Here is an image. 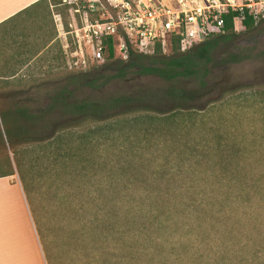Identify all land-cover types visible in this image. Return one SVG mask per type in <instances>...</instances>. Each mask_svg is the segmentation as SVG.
I'll return each instance as SVG.
<instances>
[{"label": "trees", "instance_id": "16d2710c", "mask_svg": "<svg viewBox=\"0 0 264 264\" xmlns=\"http://www.w3.org/2000/svg\"><path fill=\"white\" fill-rule=\"evenodd\" d=\"M49 2L0 21V59L12 64L0 79L19 85L4 92L0 123L46 264H264V91L251 111L222 96L203 101L211 67L243 58L210 56L231 17L184 51L176 37L166 55L158 43L147 54L125 41L111 74L67 71L58 48L48 57L63 66L54 79L28 72L21 82L18 66L46 58L57 40L43 31ZM253 24L244 16L240 26ZM127 71L163 85L77 94Z\"/></svg>", "mask_w": 264, "mask_h": 264}, {"label": "rangeland", "instance_id": "374dc122", "mask_svg": "<svg viewBox=\"0 0 264 264\" xmlns=\"http://www.w3.org/2000/svg\"><path fill=\"white\" fill-rule=\"evenodd\" d=\"M60 0H50L48 4V13L43 25V31L49 33L47 30L54 29L55 31V42L47 43L43 47L40 56L46 55V58L40 60L29 61L26 65L18 66L19 70L25 74L21 82H27L29 76L26 73L31 72L32 77L38 78L39 81H48L54 79L59 71L63 68L55 67L58 65V61L50 60L48 57L56 52L59 48L61 54H63V61L61 65L66 66V70L70 72H85L90 74L92 71L99 73L100 75L113 73L112 68L114 67L116 60H124L125 56L121 54L115 48L114 56L110 59H105V55L99 59H93L90 54L85 57V64L81 66H74L72 64L73 59L76 57L75 46L73 40L69 34L64 33L66 30V22L72 18L67 10L60 6L58 3ZM42 11L39 10L37 13L39 16L42 15ZM58 12L60 16V25L54 19L53 15ZM27 20V19H25ZM118 36L115 38L116 42H121L126 38V33L122 25H117ZM38 30L34 31V35L40 36ZM214 36V35H213ZM46 37V36H44ZM40 39H37V47L41 44ZM129 39V37H128ZM197 42H191L186 44L185 47L180 49L181 51L186 50L189 46L196 44ZM1 44V41H0ZM168 46L161 48V53L168 54ZM147 54L151 51L145 52ZM234 53L235 55L242 56L243 58L239 61L228 63L226 67H211V75L208 78L210 83H213L214 89L208 95L203 98V101H209L212 103L218 98H227L229 102L234 105H244L249 111L253 109L255 100H258L257 96H260L258 92L264 91V21H258L253 24L249 29H244L238 24H235L232 28V32L226 34L217 41L215 46L210 51L212 58H220ZM106 54V53H105ZM5 66L4 69H10L12 64H4L0 59V69ZM90 71V72H88ZM103 79H101L102 81ZM15 81L9 80L4 83L0 79V106L10 101L4 97V92L10 89H16L14 84ZM162 82L152 75H136L130 71H127L124 76L120 78H112L102 84V86L95 90H89L83 88L78 91L79 97H93L101 98L104 95H118V94H129L136 88H158L161 87ZM186 85H189L188 83ZM227 89V90H226ZM225 90L228 91L225 93ZM252 94V96H250ZM249 124V122L247 123ZM259 129V124L258 128ZM258 133V132H257ZM0 172L8 173L6 176L7 182L12 184L18 181L16 173L14 159L12 156V147L6 142L2 125L0 123Z\"/></svg>", "mask_w": 264, "mask_h": 264}, {"label": "built area", "instance_id": "2783aa9c", "mask_svg": "<svg viewBox=\"0 0 264 264\" xmlns=\"http://www.w3.org/2000/svg\"><path fill=\"white\" fill-rule=\"evenodd\" d=\"M58 4L72 17L64 33L75 46L74 66L84 65L88 54L93 59L106 55L108 38L113 51L116 48L126 58L125 41L130 48L148 52L153 44L163 47L176 37L182 49L222 33L227 15L232 26H240L244 16L254 23L264 21V0H60ZM53 17L60 25L58 12ZM117 25H122L127 35L115 43Z\"/></svg>", "mask_w": 264, "mask_h": 264}, {"label": "crops", "instance_id": "0c3cea01", "mask_svg": "<svg viewBox=\"0 0 264 264\" xmlns=\"http://www.w3.org/2000/svg\"><path fill=\"white\" fill-rule=\"evenodd\" d=\"M36 0H0V21ZM0 264H46L19 179L0 176Z\"/></svg>", "mask_w": 264, "mask_h": 264}]
</instances>
